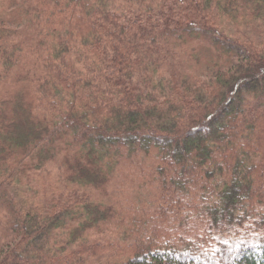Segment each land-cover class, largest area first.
<instances>
[{
  "label": "trees",
  "instance_id": "obj_1",
  "mask_svg": "<svg viewBox=\"0 0 264 264\" xmlns=\"http://www.w3.org/2000/svg\"><path fill=\"white\" fill-rule=\"evenodd\" d=\"M3 92L0 264H264V0H0Z\"/></svg>",
  "mask_w": 264,
  "mask_h": 264
},
{
  "label": "rangeland",
  "instance_id": "obj_2",
  "mask_svg": "<svg viewBox=\"0 0 264 264\" xmlns=\"http://www.w3.org/2000/svg\"><path fill=\"white\" fill-rule=\"evenodd\" d=\"M20 93L18 94V96L23 97L24 99H26L28 107L26 106V109H24L25 111L23 112H19V121L21 122V126L25 129H27L26 125H30L29 122L26 120V118H29L30 121H32L31 116H33V114L35 113V110L33 108H31L33 106V99H32V92L28 91L27 88L24 87H20L19 88ZM6 94V92H3L2 94H0V96ZM26 103H24L25 105ZM23 122V123H22ZM124 168L122 167V170L116 175V180H115V187H119L123 190V192L125 191V189L127 188H132L133 186L136 185V183L138 182L135 179H131L132 175L135 173H126L124 172ZM93 191V190H92ZM128 189L125 193H128ZM95 195H101V191L99 192L98 190L95 192H92Z\"/></svg>",
  "mask_w": 264,
  "mask_h": 264
}]
</instances>
